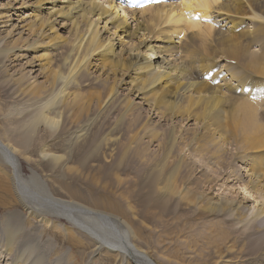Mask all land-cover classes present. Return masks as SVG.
Listing matches in <instances>:
<instances>
[{"label":"bare ground","instance_id":"obj_1","mask_svg":"<svg viewBox=\"0 0 264 264\" xmlns=\"http://www.w3.org/2000/svg\"><path fill=\"white\" fill-rule=\"evenodd\" d=\"M130 19L135 22L134 27ZM8 27L17 38L28 40L23 46L9 40L5 52L10 58L2 66L15 67L26 58L20 66L25 65L28 72L38 74L41 79L36 83L37 96H58L63 106L75 99L74 91L65 94L71 81L60 72L54 56L66 45L70 47L69 52L75 50L78 54L70 72L79 74L94 68L106 76H123L122 58L130 55L128 88L135 93L138 104L170 114L189 115L207 122V127L216 128L221 139L234 146L235 156L241 159L244 156L245 179H249L251 191L240 193L235 201L231 197L203 203L200 197L189 195L192 192L188 186L176 191L167 177L155 184L156 194L162 200L164 196L175 198L182 208L201 209L207 216L228 215L225 234L218 240L211 234L202 238L204 248L209 250L198 254L201 264H236L243 248L253 254L261 250L264 208L259 207L256 218L246 219L252 191L264 190V106L256 105L264 103V0H170L124 11L113 0H6L0 3V30L3 29L0 35L7 33ZM184 29L189 32L186 41L179 39ZM125 40L131 43L130 47L127 48ZM177 44L187 49L193 59L187 70L180 65L177 71L166 59L167 55L177 54ZM131 50L137 53L132 56ZM217 60L225 61L223 65L232 72L231 84L219 75L226 91L220 92L218 87L204 82L183 80L193 68L204 71L212 66L210 73H220L215 70ZM241 77L250 80V83L247 81L249 86L243 84ZM59 82L64 85L57 89ZM25 85L22 89L33 86L29 81ZM156 86H160V92ZM250 94L258 101L249 100ZM179 100H184V107L178 108ZM57 116L41 113L37 120L53 125ZM87 135L84 130H67L60 137L86 139L90 144L94 135ZM214 140L207 130L203 143L206 152L215 145ZM53 143L64 145L59 138ZM216 148H220L219 142ZM14 151L0 138V264L2 257L7 264H43L47 251L36 241L43 234L47 236L48 248L60 251L63 264L75 262L77 255L82 257L80 264L85 260L86 264H92L96 261L95 255L100 264L107 261L108 264H157L141 249L142 243L147 242L144 230L129 214L124 215L117 207L110 209L127 219L122 222L113 214L57 198L52 187L42 180L43 195H36L28 185L35 173L28 178L23 176ZM46 155L55 164L61 158L59 154ZM122 157L117 162H121ZM94 203L99 202L94 200ZM62 242L67 246L62 247L59 244ZM218 243H224L225 251L234 256L224 257ZM183 245L184 242H179L174 246L182 250ZM153 252L157 254L156 250Z\"/></svg>","mask_w":264,"mask_h":264},{"label":"rangeland","instance_id":"obj_2","mask_svg":"<svg viewBox=\"0 0 264 264\" xmlns=\"http://www.w3.org/2000/svg\"><path fill=\"white\" fill-rule=\"evenodd\" d=\"M4 2L6 0H0V3ZM27 9L23 10L25 14ZM129 21L131 27L135 25L132 19ZM10 28H7V33L0 35V138L14 148L23 176L28 178L35 173L36 177L28 184L30 189L42 196V180L52 187L57 198L77 201L92 209L113 214L125 222L127 219L123 215L110 210L117 207L124 215L129 214V218L144 230L147 242L142 243L141 249L155 263L201 264L198 254L209 250L204 248L206 244L202 243V238L211 234L214 240H218L221 234H225L228 215L207 216L203 210L193 206L182 208L173 197L164 196L163 200L160 199L154 186L169 177L176 191L188 186L192 192L189 195L200 197L203 203L231 197L235 201L239 199L240 193L244 195L251 191L248 187L249 179H245L244 156L242 159L237 158L234 146L226 144L217 129L207 127V122L203 120L138 104L135 93L128 88L130 55L122 58L125 64L123 76H106L94 68L79 74L73 70L70 72L78 60V54L75 50L69 52L70 47L66 45L57 51V56L54 55L55 51L52 55L55 56L60 72L71 81L70 89H65V94L74 91L75 99L63 106L58 96H37L36 83L41 79L38 74L28 72L25 65L20 66L26 58H22L15 67L2 66L10 58L5 52L8 41L13 39L23 46L28 40L17 38L9 31ZM62 35L69 38L66 33ZM188 35L189 32L187 34L184 29L179 39L186 41ZM179 39H175V42L180 43ZM130 44L127 41V48ZM178 45H175L178 47L177 54L167 55L166 59L177 71L180 65L187 70L193 59L187 49ZM130 53L133 56L137 51L131 50ZM222 60L215 63V70L220 73H210L212 66L204 71L193 68L187 71L188 76L183 80L204 82L213 88L218 87L220 92L226 91V86L222 85L224 82L219 81V75H223L224 80L231 84L232 72L223 65L225 61ZM227 70L230 72L226 73ZM207 75L209 81L206 80ZM241 79L245 86H249L250 80H247V84L244 77ZM28 81L33 86L22 89ZM62 85L64 82H59L57 89ZM155 88L160 92V86ZM250 95L249 100H257L254 95ZM184 103V100H179L176 105L178 108L184 107ZM256 105L264 106V103ZM41 113L58 116L55 123L50 125L37 120ZM67 130H84L88 133L87 137L94 135L92 143L89 144L86 139L60 137ZM207 130L215 139V145H211L208 152L203 146ZM57 138L64 143L63 146L53 143ZM217 142L220 143L218 149ZM46 153L59 154L61 158L55 164ZM121 157L123 160L117 162ZM252 194L247 204L250 210L246 221L258 216L256 213L259 207L264 208V190L252 191ZM94 200L99 203L95 204ZM45 240L47 236L44 234L36 240L47 251L43 264H63L59 258L60 251L48 248V240ZM179 242H184V249L174 246ZM260 242L263 246L258 253H249L246 247L243 248L236 264H264V238ZM59 244L67 246L66 242ZM216 245L224 252V257L234 256L225 251L224 243ZM94 258L96 261L92 264H100L97 255ZM1 261L2 264L8 263L3 257ZM81 262L82 257L77 255L75 262L70 264ZM86 263V260L83 261V264Z\"/></svg>","mask_w":264,"mask_h":264}]
</instances>
